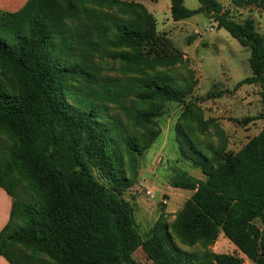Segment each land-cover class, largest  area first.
I'll list each match as a JSON object with an SVG mask.
<instances>
[{
    "label": "trees",
    "instance_id": "1",
    "mask_svg": "<svg viewBox=\"0 0 264 264\" xmlns=\"http://www.w3.org/2000/svg\"><path fill=\"white\" fill-rule=\"evenodd\" d=\"M80 1L27 0L16 12L0 10V75L14 84L0 83V134L10 141L0 159V188L12 199L0 231V256L10 264H30L25 251L54 264H138L134 254L141 249L151 264H243L237 253L209 249L223 234L239 253L264 264V231L255 224L264 225V128L235 154L223 147L202 150L177 129L181 157L204 180L187 174L175 178L170 186L192 191L191 197L171 223L158 220L141 236L124 193L136 184L138 158L159 133L129 131L93 100L104 93L91 90L70 98L69 81L85 73L59 46L68 44L65 21ZM197 1L199 8L190 10L183 0H170L171 20L205 13L249 50L251 74L235 88L258 86L263 112L247 121L264 120V34L251 18L234 21L217 0ZM232 3L264 7V0ZM128 7L133 18L114 25L109 44L128 51L120 57L127 66L167 62L172 46L156 31L153 16L140 5ZM190 88L189 82L145 81L135 93L140 108L131 116L133 123L150 128L162 105L181 103ZM105 90L110 98L125 92ZM21 184L23 194L32 197L28 202L16 193ZM176 240L188 248L199 244L202 251L188 253Z\"/></svg>",
    "mask_w": 264,
    "mask_h": 264
},
{
    "label": "rangeland",
    "instance_id": "2",
    "mask_svg": "<svg viewBox=\"0 0 264 264\" xmlns=\"http://www.w3.org/2000/svg\"><path fill=\"white\" fill-rule=\"evenodd\" d=\"M109 1L76 2L74 16L65 21L68 44L59 46V52L70 57L85 73L75 74L69 81L67 92L70 98L86 95L91 90L104 93L106 97L103 99L93 97V100L129 131L143 133L153 129L159 133L151 147L138 158L136 184L124 193V198L133 206L138 230L145 237L158 220L171 223L191 197L190 191L170 186L175 178L187 174L204 180L200 170L181 157L175 140L177 129L181 128L191 135L194 144L202 150L223 147L227 153L235 154L264 128L263 119L247 121L258 117L263 112V105L258 86L235 88L237 82L251 74L249 50L227 31L217 28L214 20L205 13L173 22L169 11L170 0H114L115 6ZM217 2L237 23L253 19L256 31L264 34L263 6L237 5L232 0ZM131 4L142 6L152 15L156 31L169 40L172 50L167 62L151 67L127 66L120 57L128 51L109 44L114 25L133 18L134 11L128 7ZM183 5L190 10L200 6L197 0H183ZM147 80H172L176 85L189 82L191 88L181 103H164L160 116L154 119V125L143 129L133 123L131 116L140 108L135 93ZM0 83L14 86L12 79L6 75H0ZM105 89L125 92L110 98ZM220 91L225 92L221 97L207 98V94ZM9 144L10 141L0 134V159ZM92 173L104 183L99 170L93 169ZM23 189L24 184H21L16 193L28 202L32 197L24 195ZM164 200L166 204L162 203ZM255 224L262 227L259 220ZM219 241L218 253H232L230 246L233 244L223 235ZM176 243L188 253L200 254L202 251L199 244L188 248L177 240ZM25 257L30 264H54L44 256L26 251ZM134 258L138 264H151L141 249L135 252Z\"/></svg>",
    "mask_w": 264,
    "mask_h": 264
},
{
    "label": "crops",
    "instance_id": "3",
    "mask_svg": "<svg viewBox=\"0 0 264 264\" xmlns=\"http://www.w3.org/2000/svg\"><path fill=\"white\" fill-rule=\"evenodd\" d=\"M27 0H0V10L6 12H16L21 9ZM190 193H193L190 191ZM192 195V194H191ZM12 206V199L11 197L2 189L0 188V231L6 226L9 220V215ZM262 225V224H261ZM262 231H264V225L260 227ZM223 234H220L214 245L211 247V251L214 253H218V249L220 247L219 238ZM232 244V243H231ZM232 253H237L243 259V264H250L252 262L247 257L239 253L234 245L230 246ZM238 251V252H237ZM253 263V262H252ZM0 264H10L4 257L0 256ZM255 264V263H253Z\"/></svg>",
    "mask_w": 264,
    "mask_h": 264
},
{
    "label": "built area",
    "instance_id": "4",
    "mask_svg": "<svg viewBox=\"0 0 264 264\" xmlns=\"http://www.w3.org/2000/svg\"><path fill=\"white\" fill-rule=\"evenodd\" d=\"M147 194H149V192H148V191H147ZM162 203H163V204H166V201L164 200V201H162Z\"/></svg>",
    "mask_w": 264,
    "mask_h": 264
}]
</instances>
